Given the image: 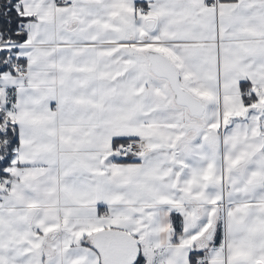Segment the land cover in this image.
<instances>
[{
  "label": "snow or ice",
  "instance_id": "snow-or-ice-1",
  "mask_svg": "<svg viewBox=\"0 0 264 264\" xmlns=\"http://www.w3.org/2000/svg\"><path fill=\"white\" fill-rule=\"evenodd\" d=\"M0 264H264V0H0Z\"/></svg>",
  "mask_w": 264,
  "mask_h": 264
}]
</instances>
